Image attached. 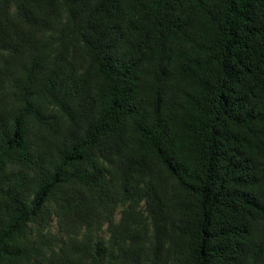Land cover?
I'll list each match as a JSON object with an SVG mask.
<instances>
[{
	"label": "trees",
	"instance_id": "obj_1",
	"mask_svg": "<svg viewBox=\"0 0 264 264\" xmlns=\"http://www.w3.org/2000/svg\"><path fill=\"white\" fill-rule=\"evenodd\" d=\"M0 264H264V0H0Z\"/></svg>",
	"mask_w": 264,
	"mask_h": 264
},
{
	"label": "rangeland",
	"instance_id": "obj_2",
	"mask_svg": "<svg viewBox=\"0 0 264 264\" xmlns=\"http://www.w3.org/2000/svg\"><path fill=\"white\" fill-rule=\"evenodd\" d=\"M53 206V203H51V206L48 207V209H51ZM118 217V215H116V218ZM59 220L58 218L54 215V214H50L49 216V223H48V231H50L51 233H53L54 235L58 236L59 238L65 239L66 238V234H64L60 228H59ZM100 237L106 239L108 236V233L106 232V229L104 227V229L102 231H100L99 233Z\"/></svg>",
	"mask_w": 264,
	"mask_h": 264
}]
</instances>
